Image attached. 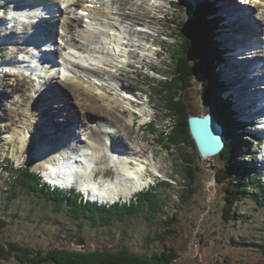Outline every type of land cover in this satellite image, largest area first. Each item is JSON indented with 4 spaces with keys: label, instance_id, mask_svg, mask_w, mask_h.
Masks as SVG:
<instances>
[{
    "label": "rangeland",
    "instance_id": "rangeland-1",
    "mask_svg": "<svg viewBox=\"0 0 264 264\" xmlns=\"http://www.w3.org/2000/svg\"><path fill=\"white\" fill-rule=\"evenodd\" d=\"M6 1L9 0H0V5L2 3L6 4ZM178 1L181 4L187 3L186 5L190 7L192 12L194 11L193 7L201 4V0H114L115 6L117 5L121 8L122 12L128 14L137 11L145 15L144 20H146L148 27H144L145 23L143 20L140 21L142 23L139 24V27L134 26L137 23L133 22L131 25L129 21H124L123 24L125 26L124 29L127 31L131 29L136 31L134 30L135 28H141L150 32H141L138 36L132 35L130 37L131 43L134 44L132 49L137 50L136 44H143L141 49L146 52L147 46H150L149 51H147L149 57L146 56L143 59L142 54L138 56L137 52L135 53L134 51L133 57L129 58L119 57L118 55L110 56L108 61H111V63L118 65L120 60H126L131 65L115 67L118 70L114 69L105 74L102 73L105 71L104 69H98L92 67V65L88 66L90 69L94 68L100 72L101 81H97L85 69L74 71L78 75L98 83L105 81L106 90L111 91L113 94L118 90H113L114 87L112 88L107 83L105 78L109 76L108 73L112 76L116 75L115 78L119 77L123 82L133 84L137 90H143V92L138 93L140 96L137 94L138 97L136 95L132 97V100L137 97V101L133 100L132 102L131 100L122 99L125 106H121H124L123 109L127 110L123 116L131 118L130 110L136 111L139 108L143 111L140 112L142 113L141 119L133 120L131 136L142 140L144 144H148L149 150L155 151L153 152L155 159H152V155L149 162L155 165L153 163L154 160L161 166V174L164 179L166 175L170 177L168 184L157 183L154 187V203L142 201L143 205L139 206L134 212L114 215L108 219H105L108 217H105V215L103 218L95 219H88L83 215L77 217L70 209H56L51 203L44 201L45 199L40 189V196H37V192L30 188L21 189L19 193L17 190V193H15L11 185L13 173L6 172L4 166H7L10 170L15 164L28 163L29 160L38 156V148H41V150L46 149L45 146L51 143L43 144L40 142L46 135V131L42 130L41 123L39 129L35 131L33 138H30L27 144L18 142L19 136L11 140L12 127L9 126L11 124L9 118L11 117L14 123L18 120L13 111H11L13 102H8L0 96V100H2L0 101L1 243L22 244L29 250H33L34 253L37 250L47 252L50 249H57L58 251L65 249L69 253L78 252L83 255L93 252L126 251L141 258L147 257L148 260H152L150 257H153L155 253L159 255L167 249H173L177 252V257L172 260V264H264V253L259 246H264V199L262 198V186L264 187V185L260 179L261 174L264 178V162L261 161L263 159H261L253 137L255 133L251 132V128L254 126H250L249 121L244 120V117L242 118L244 115L248 116L246 112L253 105L252 101L247 102L246 99L254 95L251 91H246L247 87L243 88L242 86H245L246 82L250 78H255L256 75L249 76L246 74L245 76L244 71L239 70L241 68L240 62L232 60H236V58H228L229 54L233 53V47L235 46L233 43L240 41V45L244 46L248 43L247 39L250 37H256L258 40L260 30L257 31L258 33L254 37L248 33H243L241 36H245L247 39L237 40L241 37L237 34L238 29L229 27L232 24H229V15L228 17H225V15L226 11L233 8L236 10L238 6L237 11L241 14L240 9H245L241 6H245L246 0H229V2L227 0H209L213 7L216 8L213 16L221 18L219 20L217 17L218 35L215 40L219 43L222 57L216 71L219 72V81L224 84L225 89L228 86V82L230 83L231 98L235 102L234 107L232 106L231 108L232 112H234L233 117L242 123L245 122V124L238 126L239 128L235 130V133L239 135L238 144L240 149L237 152L238 156L233 177L242 174L246 187L238 202L232 208V211H234L233 218L225 220L226 192L224 185L217 181L219 169L222 168L220 153L202 157L199 152H196L188 144L175 139V134L178 131L174 132L173 127H169L170 121L167 117L166 109L170 110V106L172 107L174 103H178L180 107L186 109L191 115H204L207 112L214 114V106L205 98L204 85L198 72L193 69L190 82H176L172 74V67L175 63L173 56L178 55L179 49L181 50L180 43L184 42L181 38L182 35L176 30L177 26H175V23L178 26L184 25L190 15V11L186 9L185 5L177 7L175 2ZM59 6L62 9L66 7L63 3ZM247 6L253 13L251 15L253 20L257 13L264 9V3L258 4V8H254L249 4ZM44 10L46 11V9ZM233 14V12L230 13V17ZM130 19L131 21L135 20L132 16ZM0 20L3 22V25L0 24L1 41H4V38L5 41H8L9 37L12 39L20 37L19 31L22 27L20 23L10 21V25H8L5 24L4 19L0 18ZM254 21H257L260 26L258 20ZM193 23H195L194 17H190L189 21L185 23L187 25L185 30L192 29L193 27L190 25ZM85 25L83 23L85 33L81 32L83 33L82 35L93 30V27ZM261 25L264 26V23H261ZM12 26L15 27L13 30L16 33L10 35L9 28ZM76 38L81 42H85L80 35L76 36ZM145 41L148 43H145ZM151 42H153V46ZM1 48L0 46V50ZM8 48L6 47L0 52V79L4 77L8 79L17 71H22L21 68L16 67V64L7 65V63L10 64L16 60L15 58H21L26 54L20 53L15 46H8ZM239 54L237 55L240 57ZM241 56L245 58V61L246 59L252 60L254 58L249 59L247 56ZM139 66H142L143 70ZM153 66L159 68V70L154 69ZM247 67L248 65H246ZM65 73L70 74L67 71ZM239 80H241V84ZM109 83L113 85L112 82ZM51 92L56 93L57 91L51 90ZM203 92L204 97L202 96ZM227 94L226 90L221 96L227 98ZM56 96L58 97L57 93L53 96H46V98L54 97L53 100H55ZM148 98L150 100L149 105L147 104ZM186 99L189 101L186 102ZM76 105L75 103V108ZM6 110H8V117L1 115V111L3 113ZM235 110H237L239 115H237ZM82 114L84 113L82 112ZM61 115L59 116L58 114L55 117L56 122L59 124L63 119ZM88 115L107 121L106 117L96 113H88L83 115V118L88 117ZM27 117H29V114H26ZM117 117L118 119L115 121H120L119 116ZM135 118L134 116L133 119ZM19 120L23 122V116H20ZM252 122L253 120H251ZM17 125L20 128L22 127L21 123H17ZM75 129L74 127L69 131L68 128V133L72 139L78 138L76 136L77 131L74 132ZM77 135L83 137L79 131ZM32 140L41 146H35ZM127 144L129 147L133 145L130 142ZM114 145H116V136ZM123 150L128 151L127 148H123ZM25 151L28 152L24 153ZM184 157H190L194 161L195 177L193 183L189 185L183 178L184 173H186L183 167ZM38 159L40 160L39 156ZM39 160L32 165L29 171L40 173L42 165L39 164ZM155 167L157 168L156 165ZM147 190H150V188ZM135 196L125 197V201H128L127 205L130 206L134 201L132 198ZM67 205L69 206V204Z\"/></svg>",
    "mask_w": 264,
    "mask_h": 264
},
{
    "label": "bare ground",
    "instance_id": "bare-ground-1",
    "mask_svg": "<svg viewBox=\"0 0 264 264\" xmlns=\"http://www.w3.org/2000/svg\"><path fill=\"white\" fill-rule=\"evenodd\" d=\"M110 1L112 0H44L45 6L38 8V10L42 14V16L40 17L43 18L47 16L45 17V19L48 20L45 22L41 21L42 27L39 30L38 34H41L44 31L49 32L51 31L50 27H55L56 25H60V27H62V30L64 32L63 34L64 36L61 37L59 34V38H66V40L64 39L65 42L63 41V43L69 49L74 46L76 48L86 50V51L79 50L80 52L79 54H84L88 52L91 53V55H88L87 57L84 56L82 60H80V62L83 65L78 67H82L81 69H85L91 76L95 77L97 81L102 80V78L99 77L100 72L98 70H95L94 68L90 69L86 65L91 64L92 67L98 69L99 68L104 69L105 71L102 72L103 74L107 73L108 71L110 72L114 70L115 67L117 66L115 63L113 62L111 63V61H108L109 60L108 54L111 52L110 45L111 44L113 46L116 45V51H117L116 55L122 56L123 49L131 43V42L128 43L123 42L122 36L121 35L115 36L114 32H120V34L126 33L129 34L130 37H132V35L138 36L141 33L136 28L134 29L136 31H133L131 28L130 31L128 30L129 32L125 30L124 29L125 26L123 24L124 20L127 19V21L131 23V25L133 22L141 24L142 23L140 22L141 20H143L145 25L147 24L146 20H144L145 15L143 13L136 11L135 13L127 14L125 12H122L121 11L122 9L119 8L117 5L114 6L113 3L111 4ZM14 2L15 0L6 1V4L0 5V9L8 8L9 16H15L14 22L16 21V19L22 22L23 15L18 9L14 8L15 7L13 6ZM33 2H37V1L33 0ZM200 2L203 1L201 0ZM227 2H229V0H227ZM26 3L27 2L22 3L20 1V6L23 7V4ZM61 3H63L66 6L65 9L60 8L59 5ZM262 3H264V0H246L245 5L249 4L254 8H258V4H262ZM91 4H93L94 6L91 7ZM27 5L34 6V3L32 5L31 4H27ZM241 7L244 8L243 6ZM53 8L59 9L58 12L60 11V19L57 16L58 12L56 14L53 13L54 11ZM30 9H32V7H30ZM44 9H46V11ZM237 9L235 10V8H233L226 11L225 17H228L229 15V19H228L229 24H232L229 27H232L233 29H238L237 34L240 36L243 33H248L250 34V36L254 37L258 33L257 31L260 30V34H259L260 37L258 40L256 37L255 38L250 37L248 39L245 36H241L240 38L237 37L238 38L237 40L247 39L248 43L245 44L244 46L240 45V41H236V43H233L235 45L233 47L234 54L233 53L229 54L230 56L228 57L229 59L236 58V60L234 59L232 60L240 62L239 65H241V68L239 70L244 71L245 76L247 74L249 76L256 75L255 77H258V82L256 78H250V80L246 82V85L242 86L243 88L247 87L246 90L247 92L251 91V93H254V95H251V97L249 96V98L247 99L245 98L247 102L252 101L253 105L252 108H250L246 112L248 116L247 117L245 115L242 116V118L244 117V120L250 121L253 120V117H257L260 113L264 112V108L253 112L255 108L254 107L255 102L257 103L256 105L257 107L259 105L258 102L260 101V98L262 97L264 99V26L261 25V23L262 24L264 23V9H262L261 12L257 13V15L255 14L256 16L254 17V20H258L260 22V26L257 23V21H254L253 17L249 13H247L246 9H240L241 14H239ZM232 12L234 14L230 17V13ZM53 14L54 16H52ZM131 16L134 17L135 20L131 21L130 19ZM112 17L114 19H112ZM217 17L219 20H221L219 16ZM85 18L86 19L89 18L88 21L96 20L100 22L101 26H103L104 28L115 27L116 30H114V28H110V30H113V33L111 34L108 33L105 36L103 35L95 36V31H96L95 29L97 28V26H92L91 24L93 23H86V25H88L89 27H93V30L87 33L88 38H85V40L87 41L91 40L92 44H94V47H92L90 50V48L86 46L84 43L77 42L75 37L76 35H74L75 33L82 34L81 31H83L82 26H83V22H85L84 21ZM2 19L5 20V18ZM8 25H10V23H8ZM134 26L139 27L136 25ZM12 28L15 27H10L9 31ZM19 41H22L20 37H15L14 39L9 37L8 41H5L4 38L5 45L15 46L17 50L22 48L19 44ZM253 43L260 45L261 49L254 50L252 52H247L249 49V44H253ZM5 45L4 47H7ZM132 45L134 44L132 43ZM137 48L140 49L141 47L137 46ZM243 48H245L246 51L241 52L240 50H242ZM105 49H107V51H105ZM135 50L136 49H130L129 52ZM62 51H65V49ZM72 51L70 52V54H72ZM238 53H240L239 54L240 57L237 55ZM130 54L133 55L134 53L133 52L129 53L128 58L131 56ZM241 55L247 56L249 57V59H252V57L254 58L252 60L246 59L245 61V58ZM66 56L67 58L65 61L68 62L69 60L74 61V59H72V55L67 54ZM27 58H29V56L26 57L24 55L21 58L17 57L15 58L16 60L14 61V63L18 61H23ZM249 62L250 63L254 62V66H251ZM23 64L24 63L16 64L17 65L16 67L21 68L22 71H17L16 73L12 74V77L8 79L7 77L0 79V96L2 98H5L4 100H7L8 102L9 101L13 102V109L11 111H13V113L15 114L18 120L16 123H14L12 118L11 117L9 118L11 120L10 122L11 124L9 126L12 127L10 133L11 140L19 136L20 138L18 142L20 141L21 144L23 143L27 144L29 142V139L33 138V135L36 133L35 131L39 129L40 123L42 124L43 127L42 130L46 131V135L40 142H42L43 144L50 142L51 144L48 143V145L45 146L46 149L41 150V148H38V156L40 157L39 164H41L42 166L43 165L49 166V169H51V171H58L59 170L57 168L58 165L54 166L55 156L53 155L56 152H60L65 148L70 149L68 153L73 152L74 147L67 144L68 142H70V140H75V138L72 139L71 135L68 132L71 131L74 127L75 128L81 127L80 124H82L83 126H87V128H85L83 132L86 140L80 138L83 146L85 147V148L83 147L84 149H82L81 151L87 153L85 157L91 158V163L89 162V168H86L83 165L81 166L78 165L77 171L82 175L78 176L79 183L77 186L79 189H83V192L87 196V198L94 201L96 197H100V198L105 197V199H109V201L112 202L115 201L117 198H119L121 195L124 197H131L135 193L141 192L145 187H147L149 183V179L144 178L142 175L144 167L146 165H149L152 171L161 173V170H158L154 164H151L149 162L151 161V156L155 151L149 150L150 148L148 147V144H144L142 140L137 139V137L131 136L133 120L141 119V117L139 118L131 110L129 111L131 114L130 116L131 118H127L126 116H123V114L126 113L127 110L125 108L123 109L125 105L122 99H124V97L121 94L118 95L117 93L118 91H115V94H113L111 91L106 90L107 88L104 84L105 81L103 83L102 82L98 83L97 81L95 82L93 80H90L89 78L86 79L84 76L75 73H71V75H66V73L64 72L61 73L58 72L55 74V76L53 75L51 77L49 74L53 73L56 70L55 68L50 69L46 73L48 74L47 76L49 78L51 77L50 80L45 78V81L43 82L38 81V84L40 85H36L35 83H33L35 82L33 80V77L31 75H26L27 73L23 71L25 69V67H21L23 66ZM71 64L72 66L76 65L73 63ZM9 65H13V64L10 63ZM246 65H248L247 68ZM153 68L159 70V68L155 66H153ZM108 75L109 76L105 79L108 84L109 82L113 83V85H111L112 88L114 87L113 90H116L122 86L125 90L134 93V95L136 96L141 91L143 92L142 89L137 90L136 88H134L133 84L129 82H123L122 79L119 77H117L119 80V82H117V80L115 79L116 75L112 76L109 73ZM239 81L241 84L242 83L241 80ZM121 82H123V84H121ZM228 86L226 89H224L223 93L226 92L227 90L228 93L227 98L229 99L232 97L231 95L232 92L230 90L231 86L229 82H228ZM51 90L57 91L56 93L58 94V97L56 96L57 98L55 100H53L55 96L51 98H46V96L49 97L51 95L53 96L54 94H56L55 92H51ZM138 96H140V94H138ZM223 98L227 99L226 97ZM75 103L79 107L76 105L75 108L74 106ZM230 103L233 105L235 103L232 98L230 100ZM136 111L139 113L143 112L139 108L136 109ZM235 111L237 113V110ZM82 112L84 114H82ZM88 113L100 114V116L106 117L105 119L107 121L97 117H90L89 115L88 117L83 118V115H86ZM26 114H29V117L26 118ZM58 114L59 116L60 114H62L61 116L63 117V119L60 121V124L55 120V117ZM1 115L4 117H8L9 116L8 110L4 111L3 113L1 111ZM237 115L239 114L237 113ZM20 116H23V122L22 120L21 121L19 120ZM117 116H119L120 121H115L116 119H118ZM134 116L136 117L135 119H133ZM17 123H21L22 127L20 128L19 125H17ZM251 129L262 131L264 133V118L261 119L258 125L254 126ZM115 136H116V145H114ZM76 140H75V144H76ZM80 140H77V142L80 143ZM128 142H130L133 145L129 147V145L127 144ZM32 143L35 146L39 145L37 142H34L33 140ZM109 143L111 144V146H109ZM62 144H65L64 148L62 147ZM113 147L117 151H120L122 153H128L131 156H134L133 159H130V157H124V159H122L124 163L123 161H120V158H118V160L112 161V159H109L108 154L110 150H113ZM50 148L52 149L50 151H47ZM123 148H127L128 151L127 152L124 151ZM260 155H261V159H263L261 161L264 162V145L262 147V151L260 152ZM38 156L36 157L38 158ZM109 160L110 162L116 163V167H117L116 178L114 180H110V179L93 180L92 174L95 164H97L99 161L101 163L106 162L107 164H109ZM92 163H94L93 166ZM74 166L75 165H73V167ZM49 169H45L43 175L47 179H50L53 183L55 181L59 182V184L62 187L64 186L68 187L70 182L73 183L72 181H70L72 178H69L71 174L62 173L63 174L62 176L61 174H59L60 176L57 177L56 174L52 175L49 172ZM95 173L96 172L94 171V174Z\"/></svg>",
    "mask_w": 264,
    "mask_h": 264
},
{
    "label": "trees",
    "instance_id": "trees-1",
    "mask_svg": "<svg viewBox=\"0 0 264 264\" xmlns=\"http://www.w3.org/2000/svg\"><path fill=\"white\" fill-rule=\"evenodd\" d=\"M187 3L181 4L177 2L176 5L186 6L190 11L187 18L194 17L195 23L190 25L192 29H187V25L178 26L175 23L177 32L182 35L184 42L180 43L178 55L173 56V75L176 82H190L193 69L199 73L204 85L205 98L214 106V115L218 122L223 127L224 148L220 152L222 161V168L217 177L218 183L224 185L225 194V220H230L233 217V206L238 202L239 197L244 192L246 185L242 174L233 177L234 167L236 165L237 152L240 149L239 135L235 133L238 126H242L238 119L235 120L232 104L229 99L222 98L225 89L224 84L219 81V72L216 71L218 63L221 60L222 52L219 50V43L215 40L218 35V21L215 18L216 8L213 7L209 0H203L199 6L196 5L194 11L190 10ZM188 16V15H187ZM212 16V17H211ZM191 22V21H190ZM190 27V28H191ZM195 29V30H194ZM185 30L184 32H182ZM178 32V33H179ZM193 44H192V43ZM196 44V45H195ZM189 60V61H187ZM190 68V69H189ZM176 85V84H175ZM177 86V85H176ZM168 90V88H166ZM204 92L202 96L204 97ZM167 110L170 121L169 127H173L175 139L182 141L184 144L192 147L196 152V145L190 135L188 126L189 112L180 107L178 103L172 104L170 110ZM242 128V127H241ZM180 134V135H179ZM172 140V138H171ZM176 142V140H175ZM184 173L183 178L188 185L192 184L195 177L194 161L190 157H184ZM6 172L13 173L11 177V185L15 193L21 192V189H33L36 195L40 196V191L44 196V201L51 203L56 209H70L79 217L83 215L88 219L113 217L114 215H124L138 209L143 205L142 201L154 203L155 189L147 191L138 195L136 199L129 205L127 203H117L113 206H98L89 202H82L73 192L50 191L40 182V177L29 171V168H9L4 166ZM15 175V176H14ZM161 184H168L162 182ZM264 185V184H263ZM262 198L264 199V187ZM18 190V191H17ZM17 191V192H16ZM264 201V200H263ZM69 204V206L67 205ZM264 253V246L259 245ZM66 254V255H64ZM177 252L173 249H167L159 255L155 253L152 260L147 257H140L136 254L126 251H106L93 253H69L67 250L50 249L49 251L29 250L27 247L18 243L3 244L0 242V264H172V260L176 259Z\"/></svg>",
    "mask_w": 264,
    "mask_h": 264
},
{
    "label": "water",
    "instance_id": "water-1",
    "mask_svg": "<svg viewBox=\"0 0 264 264\" xmlns=\"http://www.w3.org/2000/svg\"><path fill=\"white\" fill-rule=\"evenodd\" d=\"M185 101L189 100L186 99ZM187 122L190 135L202 157L217 155L222 151L224 148L223 127L213 113L207 112L204 115L189 114Z\"/></svg>",
    "mask_w": 264,
    "mask_h": 264
}]
</instances>
